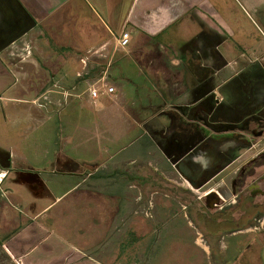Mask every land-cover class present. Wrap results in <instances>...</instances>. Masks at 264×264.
<instances>
[{
    "label": "rangeland",
    "instance_id": "obj_1",
    "mask_svg": "<svg viewBox=\"0 0 264 264\" xmlns=\"http://www.w3.org/2000/svg\"><path fill=\"white\" fill-rule=\"evenodd\" d=\"M5 1L8 0H0V160L9 165L3 154L10 152L13 168L21 169L22 157L17 158L21 156L17 142L24 137L25 129L37 128L35 123L28 120V113L35 119L44 118L40 105L57 106V94L51 91H60L57 87L65 80L55 83V73L60 69L63 75L70 74V69L77 68L70 53L76 52V41H85L84 36H88L87 23L98 25L100 16L94 15L81 0H68L48 15L46 22H39L33 30L34 23L30 26L27 20L22 19L24 14L30 20H40V16L29 11L30 4L15 0L13 6L16 10H11ZM204 4L206 8L210 6V21L217 28L215 30L204 23H186L188 50H199L204 34L214 32L212 37L221 44L222 53H232L228 59L236 56L229 51L230 47L239 49L241 54H252L250 59L254 61L250 68L256 76L249 78L251 85L263 86L264 10H258V3L252 6L247 0H205ZM24 25L31 27L32 32L22 39V43L7 51L8 43L16 36V29L20 26L21 32ZM99 30L103 33L101 28ZM173 40L176 41L175 38ZM164 46L169 50L168 44L164 43ZM80 47L85 48L84 45ZM141 47H144L143 44ZM159 52L158 45L152 47L151 56L155 59L153 69L161 70L159 78L162 84L155 83L156 88L153 89L149 85H142L134 93L136 99H133L134 110L140 112L139 120L144 123L151 117L147 126L153 130H161V124L167 118L165 113L153 118L159 109L147 108L149 99L156 106L162 105L161 96L168 92L166 77L170 70L157 55ZM141 56L138 55L139 58ZM190 74L189 69L186 75ZM235 79L242 82L247 78ZM139 81L142 82L141 79ZM130 90H133L131 86ZM81 111L76 103L66 112L70 116L65 118L71 122ZM83 112L88 113L87 109ZM49 117L53 118L47 122L46 130L30 132L36 139L43 133L48 136V143L38 148L41 157L45 149L49 154L53 152L60 141L61 129L58 124L62 115L51 114ZM134 136L125 137L111 148L107 147L105 141L98 144L96 137V144L101 148L95 147L94 153H89L87 159L94 157L96 165L106 166L98 170L95 166L94 170H90L93 175L85 185L82 183L72 189L75 181H62L56 175L50 180L52 183H46V187L37 185L32 188L26 184L23 188H17L22 196L17 209L22 215L12 209L9 201H0V264H225L223 260H230L231 264V260L240 256L241 252L234 249L204 253L195 250L187 241L185 181L166 161V153L172 150L170 145L176 147L177 144L178 149H182L177 140L180 138L178 134L167 135L164 141L169 146L166 145L164 153L156 151L158 161L146 154L148 151L155 152L156 144L151 139L155 141L157 138L156 143L160 142L161 137L153 135L133 142ZM49 154L45 159L32 156V163L49 170ZM130 157L139 159L136 165L128 162ZM147 158L152 160L147 161ZM156 164L159 171H155ZM135 177L136 180L142 177L144 182L139 180L142 184L138 185ZM155 182L159 188L154 187ZM9 183L10 179L5 186ZM63 194L61 200L52 204L56 197ZM5 196L7 194L0 193V200ZM189 196L195 199L193 193ZM227 242L222 241L223 248ZM236 242L240 245L254 243L255 248L244 256L252 261L251 264H264V234L246 235ZM14 244L17 251L10 254L7 248ZM240 264L245 263L242 261Z\"/></svg>",
    "mask_w": 264,
    "mask_h": 264
},
{
    "label": "crops",
    "instance_id": "obj_2",
    "mask_svg": "<svg viewBox=\"0 0 264 264\" xmlns=\"http://www.w3.org/2000/svg\"><path fill=\"white\" fill-rule=\"evenodd\" d=\"M8 1L5 2L11 7V10H16L13 6L15 0ZM21 1L30 4L29 11L33 15L40 16V20L34 21L32 19V21L28 18V15H22L23 20L28 21V25L32 26L31 24L34 23V30L38 27L39 22H46L48 15L50 16L51 13L56 11L57 7H60L68 0ZM81 1L85 3V6L94 15L100 16L99 26L87 23L88 36H84L85 41L75 42L76 52L70 54L74 57L77 68L70 69V74L66 73L65 75L62 74L60 69L56 71L55 75L58 79L56 78L57 81L55 83L58 80L60 83L65 80L60 87L54 85L60 89L55 96L58 99L57 106L53 104L40 105L42 106L40 109L42 108L44 118L35 119L28 113V120L35 123L37 128L34 130L25 129L24 137L17 142L19 151H21V156L17 158L22 157L20 158L21 169L13 168L10 152L9 154H3L5 160L9 161V165L6 161L0 160V175L3 176L0 181V193L1 195L2 193L7 194L6 198L3 197L0 201L4 202V199L9 201L15 211L19 209H17V206L22 202V196L18 194L17 188H23L26 184L31 185L32 188L37 185L46 187V183H52L50 180L56 178L57 175L62 181H75L72 187V189H75L82 183L84 185L88 183V180L93 175L90 170H94L95 166H97L96 170L104 169L106 165H96L94 157L91 160L87 159L89 153L93 154L96 148H101V146L96 144V137L98 144L99 141H105L107 147L111 148L112 145H116L117 142L131 135H135L132 138L133 142L153 136L155 129H150L147 126L151 117L146 119V123L141 122L139 120L141 117L140 112L134 110L133 100L136 99L135 94L142 85H149L153 89L156 88L154 86L155 83L162 84V80L159 78L162 75L161 70L156 71L153 69L155 63V59L151 56L153 46L156 47L158 45L160 52L156 54L163 60L164 65L170 70V74L166 77L168 92L161 96L163 104L156 106L149 99L147 108L159 109V112L153 118L157 114L166 112L167 118L163 120L165 123L161 125H167L176 120L177 122H185L186 61L193 60L197 54V51L186 50V23L188 25L204 23L211 28H215V30L217 28L210 21V6L208 7L209 9L206 8L205 0ZM247 2L251 3L252 6L258 3V10H264V0H258V2L247 0ZM100 28L103 33L99 30ZM30 30L31 27H28L25 37L32 32ZM124 31L130 33L129 48L117 51L115 50L116 39ZM106 34L108 37H106ZM159 40L161 41L159 42ZM164 43L168 44L169 50L167 49L168 47L164 46ZM142 44L144 47H141ZM82 45L85 48L81 49L80 46ZM229 51H232L231 47ZM138 55L143 56L139 58ZM82 60L85 61V64L81 62ZM189 66L191 70V65ZM128 68H130V71H128ZM198 70L195 74L191 70V74L187 75V79L190 76L198 77ZM102 79H105L110 87L115 89V92L113 94H105L101 91L99 96L94 98L89 92L90 86ZM140 79L142 82L139 81ZM130 86L133 90H130ZM76 103L79 104L82 111L69 122L65 117L70 115L66 112ZM85 109L88 111L87 114H83ZM51 114L54 116L62 115L58 124V128L61 129V134H59L58 138L60 141H58L59 145L53 152L51 151L49 154L47 149H45L43 157H41V152H39L40 149L38 148L48 143V136L43 133L40 138L36 139L32 137L30 132L39 131L40 129L46 130L47 122L53 118L49 117ZM42 125L43 128H41ZM78 151H80V154ZM48 154L51 156L49 170L39 168L32 163V156L45 159ZM78 154L82 158H77ZM156 154V151H148L146 155L147 157H155ZM14 157H16L15 154ZM138 160L137 157H130L128 162L131 165H136ZM148 160L151 161L152 159L147 158ZM137 178H139L137 179L138 185H141L142 183L139 180H143V178ZM9 179V185L5 186L6 181ZM137 180L135 177V183ZM65 194L56 197V201L52 204L61 200ZM18 212L22 215L20 210ZM38 216L39 214L33 220ZM24 217L27 218V215L25 214ZM16 247L17 245L14 244L10 248L8 247L7 251L10 254H15L17 251Z\"/></svg>",
    "mask_w": 264,
    "mask_h": 264
},
{
    "label": "flooded vegetation",
    "instance_id": "obj_3",
    "mask_svg": "<svg viewBox=\"0 0 264 264\" xmlns=\"http://www.w3.org/2000/svg\"><path fill=\"white\" fill-rule=\"evenodd\" d=\"M20 28L7 51L27 35L28 26L24 25L21 32ZM213 33L204 34L195 58L186 61L187 73L189 65L193 74L199 68L198 77L187 79L186 75V121L176 120L155 129L153 135L161 138L156 143L157 138H152V142L155 151L164 153L167 135L180 137L177 140L182 149L170 145L166 161L185 181L186 239L190 245L211 254L234 249L243 254L231 264H251L244 254L255 244L240 245L236 240L264 234V85H251L249 78L256 76L250 68L252 54H241L231 47L236 56L228 59L232 53H222ZM238 77L247 79L240 82L235 79ZM51 93L56 95L58 91ZM154 187L159 188L157 182ZM225 240L228 242L223 248ZM223 262L229 264L230 260Z\"/></svg>",
    "mask_w": 264,
    "mask_h": 264
},
{
    "label": "built area",
    "instance_id": "obj_4",
    "mask_svg": "<svg viewBox=\"0 0 264 264\" xmlns=\"http://www.w3.org/2000/svg\"><path fill=\"white\" fill-rule=\"evenodd\" d=\"M130 44V33L128 31H124L121 36L116 39V45L115 50L119 49H125ZM83 64H85V61H81ZM103 91L105 94H113L115 92V89L113 87H110V85L106 82L105 79H102L101 81L93 84L90 86L89 92L92 97L97 98L100 94V92Z\"/></svg>",
    "mask_w": 264,
    "mask_h": 264
},
{
    "label": "bare ground",
    "instance_id": "obj_5",
    "mask_svg": "<svg viewBox=\"0 0 264 264\" xmlns=\"http://www.w3.org/2000/svg\"><path fill=\"white\" fill-rule=\"evenodd\" d=\"M2 177H3V176H0V181L2 180Z\"/></svg>",
    "mask_w": 264,
    "mask_h": 264
}]
</instances>
